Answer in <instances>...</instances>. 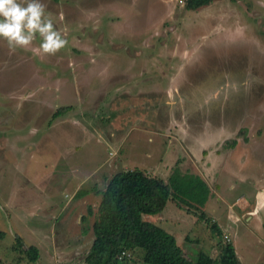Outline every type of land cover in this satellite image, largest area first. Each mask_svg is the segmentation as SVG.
I'll return each instance as SVG.
<instances>
[{
	"label": "rangeland",
	"instance_id": "374dc122",
	"mask_svg": "<svg viewBox=\"0 0 264 264\" xmlns=\"http://www.w3.org/2000/svg\"><path fill=\"white\" fill-rule=\"evenodd\" d=\"M185 1L40 0L66 47L0 39V264H83L99 191L134 167L204 180L203 205L145 216L190 259L231 241L264 264V0Z\"/></svg>",
	"mask_w": 264,
	"mask_h": 264
},
{
	"label": "trees",
	"instance_id": "16d2710c",
	"mask_svg": "<svg viewBox=\"0 0 264 264\" xmlns=\"http://www.w3.org/2000/svg\"><path fill=\"white\" fill-rule=\"evenodd\" d=\"M211 1L186 0L185 6L197 8ZM68 108L60 107L53 115L58 116ZM235 144L236 139L229 143L231 146ZM87 193V189H81L77 195ZM99 193L101 198L92 223L93 239L83 264H127L129 252L136 248L141 250L142 260L148 264H241L231 241L219 244L218 257L199 250L192 260L172 233L145 217L159 213L169 199L187 207L203 205L207 186L201 177L174 169L165 180L134 167L114 173ZM204 212H200L201 217ZM210 228L213 233L221 235L222 229L215 220ZM24 250L30 260L38 258L35 245Z\"/></svg>",
	"mask_w": 264,
	"mask_h": 264
},
{
	"label": "clouds",
	"instance_id": "9594fccd",
	"mask_svg": "<svg viewBox=\"0 0 264 264\" xmlns=\"http://www.w3.org/2000/svg\"><path fill=\"white\" fill-rule=\"evenodd\" d=\"M37 34L46 55H55L67 45L51 18L45 16V5L40 0H0V39L10 50L28 49Z\"/></svg>",
	"mask_w": 264,
	"mask_h": 264
},
{
	"label": "crops",
	"instance_id": "0c3cea01",
	"mask_svg": "<svg viewBox=\"0 0 264 264\" xmlns=\"http://www.w3.org/2000/svg\"><path fill=\"white\" fill-rule=\"evenodd\" d=\"M213 219L217 221V219H215L214 217H213ZM218 224L220 225V223H218ZM220 227H221V225H220ZM91 242H92V240H91ZM91 242H90V243H91Z\"/></svg>",
	"mask_w": 264,
	"mask_h": 264
}]
</instances>
